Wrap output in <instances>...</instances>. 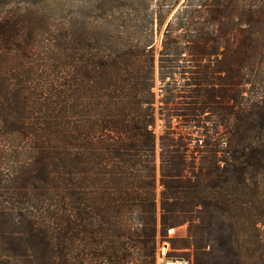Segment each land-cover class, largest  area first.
Returning <instances> with one entry per match:
<instances>
[{
	"label": "trees",
	"instance_id": "1",
	"mask_svg": "<svg viewBox=\"0 0 264 264\" xmlns=\"http://www.w3.org/2000/svg\"><path fill=\"white\" fill-rule=\"evenodd\" d=\"M32 4L0 7V264H264V0H185L159 46L163 9L103 4L47 56Z\"/></svg>",
	"mask_w": 264,
	"mask_h": 264
},
{
	"label": "rangeland",
	"instance_id": "2",
	"mask_svg": "<svg viewBox=\"0 0 264 264\" xmlns=\"http://www.w3.org/2000/svg\"><path fill=\"white\" fill-rule=\"evenodd\" d=\"M8 1L10 4H5ZM33 2L30 6L32 10L39 11L38 19L41 21L39 26V39L38 44L34 51H41L43 56H47L45 51L46 47L50 43L56 40L57 35L61 28L66 27L68 24L76 20H94L97 18V8L100 5H120L121 3L127 2L133 3H145L151 5L155 9H163L158 14L159 19H156L154 26V36L156 39L157 46L160 45L166 26L176 10L185 0H29ZM263 0H259L261 3ZM23 3V0H0L1 5H5V8H12V5ZM23 5V4H22ZM160 5L165 8H159ZM31 12V11H30ZM34 15V14H31ZM157 16V15H156ZM264 27V23L261 28ZM264 31V29H260ZM186 226L179 228H172L169 230L170 235L184 234ZM167 246L163 248V252L158 259L159 264L163 263L164 252Z\"/></svg>",
	"mask_w": 264,
	"mask_h": 264
},
{
	"label": "built area",
	"instance_id": "3",
	"mask_svg": "<svg viewBox=\"0 0 264 264\" xmlns=\"http://www.w3.org/2000/svg\"><path fill=\"white\" fill-rule=\"evenodd\" d=\"M163 263L165 264H188L186 260H166L163 257Z\"/></svg>",
	"mask_w": 264,
	"mask_h": 264
}]
</instances>
